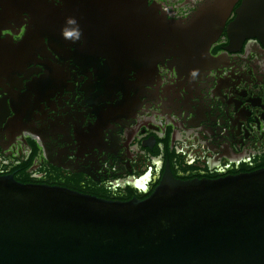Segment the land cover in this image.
I'll return each mask as SVG.
<instances>
[{"label": "flooded vegetation", "instance_id": "obj_1", "mask_svg": "<svg viewBox=\"0 0 264 264\" xmlns=\"http://www.w3.org/2000/svg\"><path fill=\"white\" fill-rule=\"evenodd\" d=\"M205 2L0 0V176L126 201L264 168V24L238 0L189 61L158 31Z\"/></svg>", "mask_w": 264, "mask_h": 264}, {"label": "water", "instance_id": "obj_2", "mask_svg": "<svg viewBox=\"0 0 264 264\" xmlns=\"http://www.w3.org/2000/svg\"><path fill=\"white\" fill-rule=\"evenodd\" d=\"M237 1L206 0L186 23L158 31L187 61L208 56ZM256 5L264 0H242L245 33L263 31ZM0 264H264V168L167 175L148 197L126 201L0 176Z\"/></svg>", "mask_w": 264, "mask_h": 264}]
</instances>
